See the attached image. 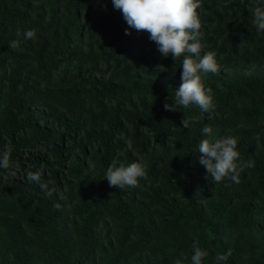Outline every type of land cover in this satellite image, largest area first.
Wrapping results in <instances>:
<instances>
[{
  "label": "trees",
  "instance_id": "1",
  "mask_svg": "<svg viewBox=\"0 0 264 264\" xmlns=\"http://www.w3.org/2000/svg\"><path fill=\"white\" fill-rule=\"evenodd\" d=\"M256 4L201 0V55L214 52L220 67L201 74L215 105L201 113L164 110L182 83V58L162 57L111 0H0V152L12 149L0 169V264H191L194 242L208 252L202 264L228 251L224 264H264ZM18 29L35 38L12 50ZM184 117L196 122L184 129ZM221 136L255 162L239 184H214L199 163V143ZM132 162L146 165L147 179L109 187L107 168ZM41 169L56 189L50 199L26 178Z\"/></svg>",
  "mask_w": 264,
  "mask_h": 264
},
{
  "label": "clouds",
  "instance_id": "2",
  "mask_svg": "<svg viewBox=\"0 0 264 264\" xmlns=\"http://www.w3.org/2000/svg\"><path fill=\"white\" fill-rule=\"evenodd\" d=\"M115 10H119L129 28L137 32L148 33L149 40L154 42L162 57L171 56L174 61L181 60L182 81L180 87L175 90V103L163 105L165 111L176 112L180 107L187 109L196 106L201 113L214 110L212 90L205 88L201 74H218L220 67L215 58L214 52L208 51L201 55L203 45L201 44L202 32L198 9L201 7V0H111ZM253 23L258 33H264V0H257L252 10ZM125 35H130L125 30ZM17 39L9 42L8 47L16 50L20 47L21 40L35 38V30H27L23 33L16 31ZM196 122L195 118H183L182 128L189 129L191 124ZM202 134L211 135L212 128L205 125ZM238 141L232 136H221L212 140L203 139L198 146L200 155L199 163L205 168L214 184H220L225 180L233 183H240V176L246 169L253 168L255 162L249 158L246 161L240 160L237 151ZM12 149L6 147L0 152V169L10 168ZM42 169L35 173L29 171L27 180L36 183L44 196L52 198L56 189H50L48 184L42 182ZM209 177H206V179ZM105 179L109 187L124 190L139 186L141 179H147L146 165L140 162H132L127 166H109L106 170ZM59 199H64L62 193ZM52 208L59 211L61 205L53 202ZM193 254L191 264H202L208 256L206 250L198 246V242L192 245ZM231 255V251L217 253L215 264H224ZM175 264H181L177 259Z\"/></svg>",
  "mask_w": 264,
  "mask_h": 264
}]
</instances>
